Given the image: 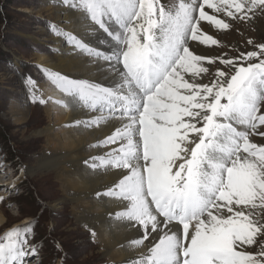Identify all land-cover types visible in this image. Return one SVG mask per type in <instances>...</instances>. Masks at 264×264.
Returning a JSON list of instances; mask_svg holds the SVG:
<instances>
[{"label": "rangeland", "instance_id": "rangeland-1", "mask_svg": "<svg viewBox=\"0 0 264 264\" xmlns=\"http://www.w3.org/2000/svg\"><path fill=\"white\" fill-rule=\"evenodd\" d=\"M86 1L87 8L95 13L99 23L98 31L105 37V41L108 39L115 45L111 57L99 50L96 57H90L101 58L108 64L116 61L119 67L127 63L125 57L131 58L135 51H139L131 47L133 50L129 52L127 46L124 47L130 27L140 19L137 24L139 37L142 36L140 39L152 41L159 27L160 30L163 29L160 26L163 17L171 16L173 20L177 15V3L180 2L170 0L163 5L162 0H123L124 3L121 4H125V13L122 15V10H117V0ZM198 1L189 6L193 15L188 18L189 22L184 28L177 27L174 23L170 26L174 30L172 38L170 36L171 43H174L172 51L179 50V60L171 71L174 72L179 67L183 68L184 73L190 67L198 70V76L185 82L190 84L188 93L195 91L201 95L198 101L185 100L179 96L183 106V109L179 108L181 112H177L167 100L170 113H167L165 123L170 122L168 125L187 134L194 145L192 151L195 153L189 170L191 177L186 186H199V172L212 144L221 146L220 151L224 153V148L236 141L234 139L243 143L238 161L236 158L239 155L233 151L228 158L230 160L227 159L231 166L216 165L218 169L213 168L227 187L215 184L220 187L217 192H211V197L215 192L216 198L220 199L218 201L215 198L218 201L216 206L208 199L210 191L203 195L212 205L207 210L215 211L221 203L224 209L220 208L219 223L216 227H211L206 238V242L207 239L212 242V252L206 251L207 249L201 251L200 264H264V0H216L217 4L214 0H203L204 5L208 4L206 10L209 7L211 11L218 12L213 20L202 15L203 18L199 21L194 14L195 7H200L197 6ZM54 2L56 0H0V205L4 215V226L0 229V264H107L106 258L99 253L98 246L87 231L75 227L70 206L51 208L52 203L62 195L55 177L46 176L45 173L29 177L25 173L39 158L49 153L46 137L37 139L33 135L34 131L54 124L52 136L60 137L64 134L56 126L60 124L54 121L53 116H48L51 112L47 114L45 111L47 106L59 107V102L53 101V97L43 101L37 94L38 88L47 84L51 76L46 69L33 64L32 60L37 52L48 56L56 54V47L59 45L54 40L56 21L50 20V16L44 11L42 17L35 16L38 9L49 7ZM149 3L151 10L147 8ZM22 7L31 8L33 13L26 15L20 12ZM161 9L165 14L163 16ZM196 12L202 14L200 8ZM207 20L210 22L207 25L211 28H202L201 24ZM91 22L96 25L93 19ZM192 26L197 30L193 38L190 36ZM41 27L45 31L41 32ZM105 27L109 31L103 29ZM110 33L111 39L107 37ZM199 35L203 40L201 42ZM191 44H202L212 52L209 49L206 56L199 55L189 47ZM159 47L167 49L162 45ZM87 48L94 50L88 46ZM154 51L157 52L156 49ZM120 52L126 56L122 57ZM119 56L122 57L121 61ZM163 60L167 63L164 57ZM172 63L175 60L168 63L169 68ZM169 72L170 69L165 77H168ZM199 77L203 81L199 82ZM105 83H101V87L104 88ZM166 83L165 78L156 86L160 85L165 92ZM128 86L135 89L137 84L131 83ZM174 87L179 90V86ZM185 91L179 90L180 93ZM147 92L150 93H143L140 97L149 102L158 97L155 90ZM114 93L107 96L114 99ZM142 99L137 101L141 102ZM12 102L21 111L27 110L28 116L24 122H17L16 113L10 110ZM247 102L252 106L246 105ZM238 104L246 113H232L229 121L227 115ZM148 116L151 118L154 114ZM151 121L160 123L159 119ZM156 126L155 124L153 128ZM220 129L224 132H220ZM236 162H239L238 166ZM230 167H234L236 175L231 173ZM192 196L193 193L190 197ZM187 200L185 196V204L188 203ZM191 212L194 214L191 215ZM187 217H191L190 220L184 219L183 222L185 228L190 230L191 223L197 220L193 204L188 208ZM196 238L201 245L206 243L200 233H197Z\"/></svg>", "mask_w": 264, "mask_h": 264}, {"label": "bare ground", "instance_id": "bare-ground-1", "mask_svg": "<svg viewBox=\"0 0 264 264\" xmlns=\"http://www.w3.org/2000/svg\"><path fill=\"white\" fill-rule=\"evenodd\" d=\"M117 1V10H122L120 14L124 15L125 4H121L124 1ZM169 1L162 0V3L168 4ZM178 2L177 15L173 20L161 9L162 16L165 15L160 25L163 29L160 30L159 27L151 43L142 42L140 39L142 36L139 37L137 24L140 19L130 27V34L127 35L124 47L127 46V51L130 52L136 41L141 42L142 46L140 51L137 53L135 51L133 57L121 67L115 63L116 61L108 64L101 58L90 57V55L96 57L98 50L111 57L115 45L108 39L105 41V37L98 31L99 23L95 13L87 8L86 0H56L51 6H45L35 12L36 17H42L44 11L48 13L50 20L57 23V27L53 29L54 40L59 43L56 54L48 56L46 53L37 52L32 60L33 64L43 67L51 76L47 84L38 88L37 94L43 101L53 97V101L59 102V107L47 106L45 111L47 114L51 112L48 116H53L54 121L60 124L56 126L60 127L64 134L62 133L60 137L52 136L54 124L34 131L33 135L37 139L46 137L49 153L39 158L33 167L25 170V173L29 177L44 173L46 176L55 177L62 195L52 203L51 208L69 205L75 227L87 231L98 246L99 253L106 258L107 264H200L199 253L206 249L211 251L212 242L209 239L206 242V238L211 227H216L219 223L218 214L224 209L221 203L218 210H207L212 207V203L216 206L218 202L215 197H211V192L220 190L218 186L227 188L213 168L218 169L216 165L231 166L228 165L227 159L233 151L236 155L242 151L243 143L237 138L231 142L230 147L224 148V153L220 151L221 146L212 144V149H208L207 159L204 160L205 164L199 172L201 175L199 186L196 188L190 184L186 186L191 177L190 163L195 153L192 151L194 145L190 137L170 126L172 130H163L157 126V129H154L152 121L142 116L146 113L165 115L169 110L165 109L168 108L166 107L168 99L172 106L178 105V108L182 109L179 96L192 101L201 99V95L195 91L188 93L190 84L187 85L188 82H185L192 81L198 70L191 67L187 68L185 73L181 67L174 72L170 70L164 89L171 97L164 94L161 96V87L156 85L162 75L156 77L157 72H152L154 58L164 57L166 64L175 60L170 69L179 60V50L172 51L174 43H171L170 36L174 30L172 31L170 26L172 23L177 27L186 26L188 18L193 15L189 6L193 2L196 3V0ZM203 5V0H199L197 6L200 7H195V18L198 17L199 21L203 15L209 16L211 20L215 19L218 11H211L209 7L206 10L208 4ZM198 8L202 12L200 15L196 12ZM148 10H151L149 5ZM19 11L26 15L33 13L29 7H22ZM92 17L96 19V25L91 22ZM207 22L210 23L207 20L201 24L202 28H211ZM188 28L190 30L189 26ZM40 31L45 30L41 27ZM196 31L192 26L191 38ZM107 37L111 39L112 34ZM199 38L200 42L203 41L200 35ZM65 41L67 43H64ZM159 45L167 49H159ZM189 47L203 56H206L210 49L202 44L197 46L191 44ZM182 50L183 47L180 48V51ZM120 53L122 57L125 56L124 53ZM122 57L119 56V59ZM140 65L144 73L142 79L138 77L142 70L137 68ZM128 67H131V75L126 77L123 68ZM133 78V83L139 84L137 89L128 86ZM198 80L203 81L200 77ZM103 82H106L104 88L101 87ZM174 86L187 91L180 93ZM152 89L157 90L158 97L154 99L156 101L144 100L146 101L144 104H148L145 106L135 102L142 99L140 97L142 93ZM112 93L116 98L107 96ZM174 95L177 97L174 98ZM246 105L252 106L248 102ZM159 108H164V111H159ZM10 110L16 113V120L19 123L24 122L28 116L27 110L21 111L22 109H18L14 102ZM240 112L246 113L238 104L235 110L227 115L228 120L232 119V113ZM157 124L165 126L161 121ZM220 132L224 131L220 129ZM53 138L57 140L54 141ZM239 158L240 155L236 161ZM238 163L236 162V166ZM229 169L236 175L234 167ZM216 183L219 185L215 186ZM208 191L211 204L203 197ZM192 193L193 196L190 197ZM185 196L188 198L186 204ZM191 199L197 220L191 223V229L188 230L184 228L183 221L191 218L187 217ZM1 208L0 205V229L4 226ZM192 214L194 213L191 212ZM197 233L204 238L205 244H200L196 238ZM216 257L214 256V259Z\"/></svg>", "mask_w": 264, "mask_h": 264}]
</instances>
